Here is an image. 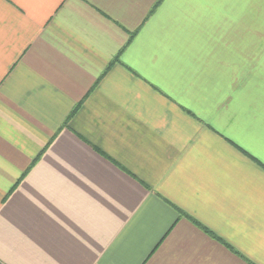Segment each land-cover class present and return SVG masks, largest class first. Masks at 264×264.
<instances>
[{
  "label": "crops",
  "instance_id": "1",
  "mask_svg": "<svg viewBox=\"0 0 264 264\" xmlns=\"http://www.w3.org/2000/svg\"><path fill=\"white\" fill-rule=\"evenodd\" d=\"M0 264H264V0H0Z\"/></svg>",
  "mask_w": 264,
  "mask_h": 264
}]
</instances>
